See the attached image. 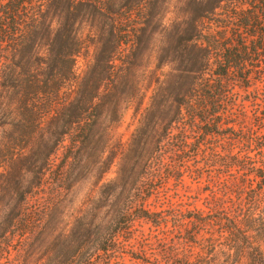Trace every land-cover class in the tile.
<instances>
[{"label":"trees","instance_id":"trees-1","mask_svg":"<svg viewBox=\"0 0 264 264\" xmlns=\"http://www.w3.org/2000/svg\"><path fill=\"white\" fill-rule=\"evenodd\" d=\"M146 1L0 0V264H264V0Z\"/></svg>","mask_w":264,"mask_h":264},{"label":"rangeland","instance_id":"rangeland-1","mask_svg":"<svg viewBox=\"0 0 264 264\" xmlns=\"http://www.w3.org/2000/svg\"><path fill=\"white\" fill-rule=\"evenodd\" d=\"M184 2L185 0H166L165 3L160 5L159 7V4H152V1L148 0L146 2H142L138 6V8L135 10L133 9L131 13L127 12L128 20L124 27L126 28L127 33L125 34L126 36L124 39L128 42L127 45L123 46V51H125V53H131V49L133 47L132 33L134 30H137L138 27L143 25V22L148 15L156 14V17L153 21L156 22V25H158L157 27L164 31L168 29L172 22L183 19L185 17V14L182 11ZM82 32L88 33V28L83 26ZM86 42L87 47L82 50L81 54L76 59V71L78 73H82L86 65L90 63L93 58L94 46L89 43L90 41L88 40V38ZM162 42L163 33L155 34L153 36L152 45L150 47V50H147L144 59L147 65V69L151 70L154 67L156 56L159 48L161 47ZM170 67L171 65L169 63H166L161 70L157 71L156 77L161 79L163 75L167 74L170 71ZM150 93L151 88L146 89L145 93H143L142 102L139 106L138 111H133V107H129L128 109H126L121 121L115 127L114 134L118 138L122 148L127 145L130 135L138 123L140 113L147 106ZM115 171L116 161L110 166L109 170L105 173L104 178L111 179L112 177H114ZM96 189V187H93L91 185V181L84 183L80 189L79 198L82 199L83 194L86 192H90V190H93L91 192L95 193V191H97ZM193 192H195V190H192V193ZM180 194L184 193H181L180 191L179 196Z\"/></svg>","mask_w":264,"mask_h":264}]
</instances>
